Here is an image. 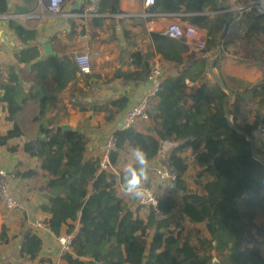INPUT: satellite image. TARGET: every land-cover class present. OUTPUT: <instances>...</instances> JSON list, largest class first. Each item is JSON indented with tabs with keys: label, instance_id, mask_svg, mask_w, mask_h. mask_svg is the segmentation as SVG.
<instances>
[{
	"label": "trees",
	"instance_id": "trees-1",
	"mask_svg": "<svg viewBox=\"0 0 264 264\" xmlns=\"http://www.w3.org/2000/svg\"><path fill=\"white\" fill-rule=\"evenodd\" d=\"M17 2L15 13L25 16L34 15L41 6L40 0ZM86 2L89 6L90 1ZM10 11L9 0H0V15L10 14ZM121 12L120 0H101L98 14L91 16L88 24L99 27V23L105 22L106 14ZM147 12L181 15L193 26L208 32L197 62L185 69H182L187 64L183 53L189 46L183 40L149 32L154 54L171 62L178 73L165 76L151 99L148 113L153 127L145 126V132L136 127L118 131L116 150L109 155L110 164L117 166L122 152L140 147L146 152L149 164L157 158L159 138L178 143L169 155V164L177 174L175 191L165 196L159 184L157 208L139 205L148 209L147 218L132 210L137 197L117 192V185L124 183V171L116 176L101 170L99 158L85 156L88 138L80 131L61 127L69 119L65 91L70 84L74 87L71 93L79 87L76 79L79 68L68 46L76 30L72 29L69 39L53 38L54 53L42 59L39 46L34 44L38 29L28 28L15 19L8 20V29L24 47L15 53V62L9 66L7 80L3 83L2 102L12 128L0 136V145L22 137L14 116L27 101L37 97L39 88L57 98L56 114L47 125L40 126L34 138L26 140L24 150L38 160L42 172L40 189L47 203L41 209L49 214L45 225L56 237L72 236L70 252L62 254L68 264H209L212 257L209 236L227 242L220 228L223 220L234 223L264 210V165L253 156L247 137L231 126L224 112L227 94L208 76L210 59L220 51L221 55L225 54L230 23L239 19L236 28H244L246 37L251 38L264 33V15L227 10L223 0H153ZM149 55L133 52L134 64L141 67V71L124 77L148 79L152 66L144 58L148 59ZM21 68L29 71L24 73ZM84 77L85 82L91 78ZM222 78L234 92L229 109L234 125L253 138L255 152L264 160V138L253 134L256 126H264V79L230 85ZM187 81L197 85L190 87ZM44 101L43 98L42 107ZM126 102L127 98H122L112 105L122 108ZM95 110L108 112L109 108L99 105ZM250 118L253 125L248 122ZM146 171L148 178L142 185L151 186L155 177L148 168ZM39 174L34 170H16L10 175L13 180L37 178ZM178 196H181V207L176 217L172 202ZM174 222L180 226L179 230L173 227ZM201 226H205L209 236ZM7 230L3 224L0 242L7 239ZM251 230L253 236L264 243V226H251ZM17 238L20 260L23 263L37 261L42 247L39 235L29 228ZM228 258H237L246 264H264V252L256 247Z\"/></svg>",
	"mask_w": 264,
	"mask_h": 264
},
{
	"label": "crops",
	"instance_id": "crops-1",
	"mask_svg": "<svg viewBox=\"0 0 264 264\" xmlns=\"http://www.w3.org/2000/svg\"><path fill=\"white\" fill-rule=\"evenodd\" d=\"M86 1L65 0L61 15L52 14L48 9V15L43 14V19L45 18L48 24L42 26L35 23L40 7L31 17L30 15L25 16V14L15 13L17 0H9V6L11 7L10 15L16 16L18 22L28 28L38 29L39 35L34 44L39 46L42 59L47 55L45 44L48 43L51 47L48 50V55L54 53L52 48L53 38L69 39L72 29L76 30L77 35V33L87 27L91 43L100 53L92 60V74L89 75L91 77L89 81L85 82V77L78 74L76 78L79 82L78 90L71 93V89L74 87L73 84H70L69 87H71H68L65 91L69 114L68 122L65 124H69L71 129L80 131L88 138L89 146L85 156L88 159H95L102 155L108 136L122 129L126 110L141 101L152 89L154 79H150L151 77L146 80H128L124 77L125 75H132L134 72L141 71V67L135 66L132 53L140 51L145 55L150 54L148 59L144 58V60H148L151 66H157L161 70L160 76L162 79L167 75H177V69L171 62L160 55L154 54L151 46V37L149 36V32L152 31L150 23L155 16L176 14L147 12L148 4L146 0H120L122 12L106 14L105 22L99 23V27H94L92 24H88L92 17L87 16L89 10ZM250 1L253 0H223V3L227 5V10H240V5ZM148 18L150 19L148 20ZM238 20L235 19L230 23L226 35V41L229 44L226 45L225 54L215 61L216 70L221 76L226 78L225 80L230 85H235L239 81L254 83L264 79V33L261 32L257 36L248 38L244 28H236ZM256 45H258V48L255 47ZM23 47L24 45L8 29V20H0V136L6 134L12 128V123L7 118L2 102V97L5 93L3 83L4 80H7L9 66H12L15 62V53ZM191 53L190 48L183 53L187 64L183 65L182 69L197 62L195 54L191 57ZM213 58L210 59V64ZM217 63L218 65L216 66ZM209 68L210 65L208 67V76ZM21 70L24 73L27 70L29 71L28 68H21ZM117 74H121V77L117 76ZM85 83L89 84L86 85ZM187 83L190 87L194 84L197 85L193 81H187ZM43 98L45 101L42 107ZM122 98H127V102L122 108L112 105L114 101ZM150 103L152 102L150 101ZM57 105L58 101L54 95L48 94L45 96L39 92L34 100L27 101L24 107L17 111L14 116L15 123L23 133L22 137L10 140L7 145H0V168L7 170L10 174L16 170L21 172L34 170L40 173L37 178L21 179L16 177L12 180L11 192L14 193H12L14 198L20 202L21 209L15 211L4 222L8 230L7 239L4 242H0V264H68L62 254H59L60 249L57 237L50 230L47 231L37 227L30 218L31 215L41 213L42 216H40L45 220L49 217V214L41 209L47 201L44 192L40 189L43 178L39 162L36 158L26 154L24 150L26 140L34 138L40 126L43 124L47 125L48 121L56 114ZM99 105L105 108L108 107L109 111H96L95 108ZM153 123L152 119L148 122H139L136 128L141 132H145V126L153 127ZM11 148H16V150L12 151ZM132 151L127 148L125 152H122L119 164L117 166L111 164L108 172L119 176L127 164H135L131 156ZM154 164L155 161L152 160L149 163L148 171L151 170ZM123 186L124 183L117 185V192L118 194L127 195ZM138 200L139 198L137 197L132 210L139 216H141L140 212L144 211L146 214L145 218H147L148 209L141 208ZM177 213L175 214L176 217ZM25 218H27L26 222L24 221ZM254 220L257 221L255 222ZM249 221L255 226H264V210L249 218ZM244 222V219L234 223L223 220L220 224L221 232L225 238L230 239L233 250L240 247V249L235 250L239 253L243 252L246 245L242 244L241 237L229 236L225 227L230 224L240 226L243 231L242 237L246 241L250 236H247L248 231L244 228ZM29 228L39 235L42 247L37 261L23 263L18 256L19 239L17 236ZM218 241L211 239L212 255H214V250L220 245V241ZM254 244L257 245V242ZM231 262L232 264H240L242 261L234 258Z\"/></svg>",
	"mask_w": 264,
	"mask_h": 264
},
{
	"label": "built area",
	"instance_id": "built-area-1",
	"mask_svg": "<svg viewBox=\"0 0 264 264\" xmlns=\"http://www.w3.org/2000/svg\"><path fill=\"white\" fill-rule=\"evenodd\" d=\"M89 1V14L87 16H96L100 9L101 0ZM64 2L65 0H40V5L45 4L52 14L61 15L63 13L62 6ZM146 3L151 5L153 0H146ZM239 9L247 13L255 12L264 15V0L250 1L240 5ZM11 19L16 20V16L10 14L0 15V20ZM150 24L152 31H157L169 37L183 40L196 57L199 56L200 52L205 47L208 35L207 30L202 27L193 26L187 20L183 19L181 15L155 16ZM255 47L258 48V45ZM69 49L74 56V60L79 68V73L83 76L91 75L92 60L94 57L98 56L99 53L91 43L89 32L87 30H82L77 33L75 37L71 38L69 41ZM160 74L161 70L157 68V66H152L150 75V79H154L152 89L149 90L148 94H146L141 101L126 110L121 130L134 128L139 122H148L151 120L148 113L149 105L151 99L155 97L160 87L162 81ZM248 122L253 125V119L250 118ZM117 132H113L108 136L103 147L102 155L99 157L101 170L108 171L111 166L109 155L112 151L116 150ZM153 134L158 137L156 133ZM253 134L256 137L264 138V126H256L253 130ZM159 142L160 148L157 158L154 160V168L150 170V173L155 177L154 182L151 186L142 185L143 194L138 197L140 199V205L145 208H157L159 205L157 188L159 184H161L162 193L165 196H169L175 191L177 174L169 164V155L178 143L160 138ZM11 189L12 177L10 173L0 168V229L3 222L9 219L15 211L21 209V204L14 198ZM34 223L39 228L47 231L49 230L47 225L41 224L39 221H34ZM57 240L61 254L70 252L71 235L63 234L57 237Z\"/></svg>",
	"mask_w": 264,
	"mask_h": 264
},
{
	"label": "rangeland",
	"instance_id": "rangeland-1",
	"mask_svg": "<svg viewBox=\"0 0 264 264\" xmlns=\"http://www.w3.org/2000/svg\"><path fill=\"white\" fill-rule=\"evenodd\" d=\"M38 15L36 18L37 20H35V23L42 26V25H47L48 21H46V19L44 18L43 19V14L44 15H48V12L45 8V4L41 5L40 6V9L39 11L37 12ZM89 32V31H88ZM196 57V56H195ZM197 58V57H196ZM229 81V80H228ZM230 82V81H229ZM234 100H232V103H233ZM231 103V104H232ZM154 168V165L152 166L151 169ZM18 190V189H17ZM13 193V192H12ZM14 194V193H13ZM24 197V196H23ZM181 196H178L176 199L173 200L172 204L174 206V214H176L178 212V209L180 207V199ZM138 204L140 205V199L138 201ZM141 206V205H140ZM19 212V211H18ZM42 214L41 213H37L35 215H31L30 218L31 220L33 221H39L41 224H44V218H42L41 216ZM140 215L141 217L145 218L146 217V214L144 213V211H141L140 212ZM174 220H176V218H174ZM244 228L248 231V237L250 236V238L248 240L245 241V239L242 237L243 235V231L242 229H240V226L238 225H233V224H230V225H227L225 228L227 229V233L229 236H233V237H241L242 238V244L246 245V248H242L243 251L247 248H251V247H256V248H259V249H262L263 252H264V243L262 242H259L257 240L256 237L253 236L252 234V230H251V226H255L253 225L249 219H245L244 220ZM255 222L257 220H254ZM254 223V222H253ZM4 224V222L2 223V225ZM173 227L177 230L180 229V226H177L176 223L174 222L173 223ZM201 229L203 230L204 233H206L208 236L209 234L207 233V230L205 228V226H201ZM223 235V238L224 240H226L227 242H222L220 241V245H218V247L214 250V255H212L211 257V260L209 262V264H232V260L229 259L228 257L229 256H232V257H236V255L239 253L238 251H235V250H238V248L240 249V247H238L237 249L235 248V250H233V247L231 246V243H230V239L228 238H225L224 237V234ZM209 238H211L212 240H218V239H213V237L209 236ZM244 240V241H243ZM256 240V241H255ZM248 241V242H247ZM257 242V245L254 244L255 242ZM219 242V241H218ZM237 252V253H236ZM242 252V251H241ZM59 254H61V251L59 252ZM237 262V261H235ZM240 264H244V263H240Z\"/></svg>",
	"mask_w": 264,
	"mask_h": 264
},
{
	"label": "clouds",
	"instance_id": "clouds-1",
	"mask_svg": "<svg viewBox=\"0 0 264 264\" xmlns=\"http://www.w3.org/2000/svg\"><path fill=\"white\" fill-rule=\"evenodd\" d=\"M131 156L136 166H133V163H129L124 168L123 188L127 194L139 197L143 194L142 183L148 178L146 171L149 166L148 158L146 152L140 147H136L132 151Z\"/></svg>",
	"mask_w": 264,
	"mask_h": 264
},
{
	"label": "water",
	"instance_id": "water-1",
	"mask_svg": "<svg viewBox=\"0 0 264 264\" xmlns=\"http://www.w3.org/2000/svg\"><path fill=\"white\" fill-rule=\"evenodd\" d=\"M227 26H228V23L225 25V28L222 32V34L220 35V41L222 40V36L223 34L226 32V29H227ZM50 45L47 43L45 44V49H46V53L48 54V50H50ZM221 51L218 53V55H216L213 60L211 61V64H210V68H209V76L211 78V80L215 81L227 94L225 100H224V112H225V115L226 117L228 118V120L230 121V124L231 126L239 133L241 134H244L247 139L250 141L251 145H252V148H253V156L262 162V164L264 165V160L259 157L257 155V153L255 152V149H254V141H253V138L248 135L246 132H244L243 130H241L239 127H237L236 125H234L233 121H232V116L230 115V112H229V109H230V105L232 103V100L234 99V92L227 86V84L225 83L224 79L222 78V76L218 73V71L216 70V67H215V61L221 56ZM194 54L191 53L190 56L192 57ZM190 57V58H191ZM197 59V58H196ZM39 92H41L43 95H48V94H45L44 92H42V89L39 88ZM61 127L64 129V130H70L71 129V126L69 124H62Z\"/></svg>",
	"mask_w": 264,
	"mask_h": 264
}]
</instances>
